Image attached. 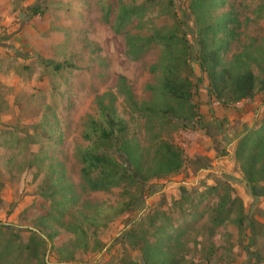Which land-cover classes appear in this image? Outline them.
Masks as SVG:
<instances>
[{"label": "rangeland", "instance_id": "rangeland-1", "mask_svg": "<svg viewBox=\"0 0 264 264\" xmlns=\"http://www.w3.org/2000/svg\"><path fill=\"white\" fill-rule=\"evenodd\" d=\"M194 1L0 0V224L19 233L17 242L0 229L2 264H36L18 257L29 230L52 237L48 264H138L141 239L151 241V226L165 223L186 231L173 251L179 264H264V183L247 186L235 158L242 133L264 122V0H221L212 13L226 12L237 29L226 59L255 42L251 101H211L194 64L193 79L202 82L191 102L163 99L160 76L150 71L162 47L140 60L126 56L125 33L145 38L160 28L185 29L194 54ZM128 11L137 13L117 34V19ZM120 78L133 104L120 93ZM107 94L140 149L159 135L182 152L178 173L140 187L83 189L80 154L100 143L85 136ZM166 108L172 113L158 114ZM229 201L232 213L214 222L216 206L228 209ZM9 241L12 255H3Z\"/></svg>", "mask_w": 264, "mask_h": 264}, {"label": "trees", "instance_id": "trees-1", "mask_svg": "<svg viewBox=\"0 0 264 264\" xmlns=\"http://www.w3.org/2000/svg\"><path fill=\"white\" fill-rule=\"evenodd\" d=\"M221 0H195L192 7L194 24L196 26L194 54L188 40L190 34L181 31L168 32L164 28L155 30L152 35L141 38L125 33L126 56L131 61L140 60L143 55L155 46H161L164 54L157 66L150 69L160 76L158 93L163 99L188 105L193 96L198 92L192 64L196 65L199 72L207 80V95L211 101L222 107H229L244 101H251L257 93V77L255 74L256 59L252 57L255 42L248 43L238 54H230V48L237 32L233 19L225 13H219L217 17L213 12L220 8ZM34 13V10H32ZM137 12L128 11L121 13L117 19L114 31L118 34ZM191 54H193L191 56ZM120 93L131 102V92L125 86V79L120 78ZM264 86L261 88L263 89ZM97 100V108L100 120L90 123L88 134L85 138L91 140L95 137L100 143H90L81 151V180L83 189L92 192H108L121 184L141 186L150 178L160 180L166 176L176 174L182 168V152L173 144L167 143L159 135L152 139L147 149H140L139 145L130 138L127 127L115 117L113 107L114 96L106 95ZM132 103V102H131ZM133 104V103H132ZM135 106V105H134ZM157 110V109H156ZM165 111L157 110L158 114L166 116ZM187 121L184 127H189ZM195 126V124H193ZM246 129L242 137L237 141L235 158L244 175L247 186L264 183V122L257 128ZM207 129L208 126H202ZM114 150L121 154L128 162L131 171L121 168L113 155ZM71 191V186H66ZM234 201H229V208L225 204H218L214 222H221L232 213ZM196 214V213H195ZM193 216L190 217L192 219ZM73 226H66L72 231ZM154 232L151 241L143 237L139 247L141 260L138 264H179L173 251L181 236L186 232L169 223L152 225ZM188 227V226H187ZM0 229H5L9 236H13L17 242L18 234L13 229H6L0 224ZM29 242L18 250V257L25 254L26 258L35 260L36 264H48L46 250L52 237L39 232L29 230ZM11 242H7L3 255L9 254ZM43 249V251H42ZM24 256V255H23ZM1 259V258H0ZM18 259V258H17ZM14 258V262H17ZM12 262L13 260L10 259ZM0 264L1 261H0Z\"/></svg>", "mask_w": 264, "mask_h": 264}]
</instances>
